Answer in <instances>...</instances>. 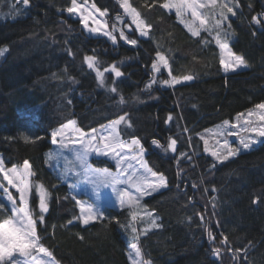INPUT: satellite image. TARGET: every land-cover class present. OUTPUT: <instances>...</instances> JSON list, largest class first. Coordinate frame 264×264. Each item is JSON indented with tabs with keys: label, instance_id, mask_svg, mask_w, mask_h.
<instances>
[{
	"label": "trees",
	"instance_id": "16d2710c",
	"mask_svg": "<svg viewBox=\"0 0 264 264\" xmlns=\"http://www.w3.org/2000/svg\"><path fill=\"white\" fill-rule=\"evenodd\" d=\"M92 1L106 10L115 42L88 33L67 11L71 0H29L26 6L0 0V48L7 49L0 56V154L5 166L27 160L33 178L49 192L43 222L37 219V196L30 201L40 244L58 264H131L135 225L138 245L151 264H264V138L221 160L205 150L203 138L209 128L244 118L264 103V19L259 25L253 21L264 13V0H239L237 14H229L226 42L247 61L231 72L220 64L215 31L201 29L200 36H193L186 27L191 15L163 8L167 0H129L151 25L147 36L135 29L121 0ZM120 30L137 44H129ZM157 52L168 59L171 76L167 68L152 69ZM89 55L99 69L115 65L122 75L107 71L102 85L88 67ZM186 75L193 79L183 80ZM173 77L180 83H163ZM121 116L131 123L127 130L120 125L122 139H140L149 167L163 173L167 186L140 202L135 221L132 209L108 206L104 219L85 225L75 219L80 209L70 186L78 170L64 175L71 167L61 162L73 158L67 149L48 158L54 146L51 132L70 120L87 132ZM170 138L177 140L176 152L164 151ZM90 163L115 169L104 157H91ZM256 197L259 203H253ZM149 212L160 227L145 235ZM11 216L4 205L0 222ZM223 236L228 244L221 243Z\"/></svg>",
	"mask_w": 264,
	"mask_h": 264
},
{
	"label": "snow or ice",
	"instance_id": "6c2138e0",
	"mask_svg": "<svg viewBox=\"0 0 264 264\" xmlns=\"http://www.w3.org/2000/svg\"><path fill=\"white\" fill-rule=\"evenodd\" d=\"M17 2L23 5H28L29 0H17ZM121 7L124 9L125 13L131 17V23L135 25V29L139 31L141 36H147L149 33L147 29L151 28L150 24L141 17V13L137 11L135 7H132L129 0H121ZM165 9H175L178 16H183L185 13H190L192 17V23L186 24L188 30L193 36H200L201 29L204 31L212 32L215 31V42L220 47L221 52L224 53L223 57L220 59V64L223 65L224 70L234 71L241 66H247V61L242 55H237L232 52L228 47L226 42L229 35L227 29L231 28V23L229 22V14L235 16L237 10L240 9L239 0H167V2L162 5ZM251 7V5H249ZM91 8L96 12H99L101 16L106 15V10L101 12L95 4L91 5ZM201 9H206V12H201ZM15 10V8H14ZM69 13L76 11H81L82 19L84 21L85 27H87L89 15H84L83 12L87 9H81V5L77 3V0H71V6L67 8ZM207 17V18H206ZM119 19V17H118ZM264 19V13L258 14L253 17V21L259 25L261 20ZM198 22V23H197ZM107 25H105L106 27ZM100 29H91V31H99ZM115 31V28H113ZM105 35L109 36L113 42L116 41V36L112 35L110 32H105ZM223 34V39L221 38ZM119 35L127 40L131 45L137 44V39H129L125 35L123 30L119 31ZM7 51L6 48H0V56L4 55ZM157 60L152 63L151 67L156 73H160L161 67L168 69V75L171 76V68L168 63V59L161 52H157ZM85 60L88 62V67L90 69L95 68L97 76L100 78V83L104 84V72L100 71L96 67V58L94 56H86ZM107 71V69H105ZM111 71L115 73L117 77L121 76L122 73L115 66H111ZM183 80H192L191 75H186L182 78ZM156 81L153 80L152 83ZM164 84H176L180 83V79L173 77L172 80H164ZM151 85H149L150 87ZM112 92H116L117 89L112 87L110 89ZM123 97H121V103H123ZM254 114L257 115L259 121H264V103L257 104L255 108L248 112V119L244 120L245 127H241L239 124L230 125V122L225 120L223 125L217 129L218 135H226L228 127L241 128L244 132H255L259 137H264V124L259 127H253V121L250 119ZM244 113H240L239 116H244ZM239 118V117H238ZM172 117L169 116L168 120ZM125 123L126 130L131 128L130 121H126L125 116H121L110 123L108 127L111 131L104 135L99 134L98 140V130L93 128L90 133H85L82 129H75L79 134L77 140H69L67 143L61 139L58 140L57 137H63L65 129L72 127L76 124L75 120H70L68 124L63 125L60 129L51 132L52 143H60L62 148L68 147L69 143L80 144L81 150L75 152V160L71 162L72 168L65 169L64 175H67L68 171L75 170V167L82 166L85 171L92 172L94 174H102L106 177L111 178V185L114 191L117 193V199L121 208L128 207L132 209V220H137L140 215L139 209L142 207L140 204L141 198L145 194H150L148 189L151 191H157L161 187L167 186V178L163 173H158L153 171L152 168L148 167L147 162L144 160L145 149L140 142L139 138H132L129 141H125L121 138L120 132L117 131V126ZM26 142H34L28 136L24 137ZM257 141L250 137H241L239 140V147L232 148L228 141H224V145L227 148V154L223 156V159H228L229 156L237 155L241 150H247L253 147ZM153 144L158 145V141H153ZM176 139L169 140L167 147L164 151L176 152ZM163 147V146H161ZM92 153H99L105 156L112 155L113 157H118L117 168L119 171L116 174L111 173L108 169H94L88 163V158ZM122 153H124L122 155ZM62 155V154H61ZM212 155L216 157L217 160L221 159V156L213 151ZM49 159L54 157L52 152L47 154ZM131 161H137L139 167H134ZM127 162V163H126ZM126 165V166H125ZM131 170V171H129ZM0 173L3 174V179L7 181L8 185L15 188L16 192L19 194V200L23 202V207H18L16 204V199L8 192V189L0 184V192H3L7 201L11 204L9 209L13 215L4 219L0 222V264H21V258H27L23 261V264H58L52 257L51 251L48 248L40 244V237L37 235V220L33 219L32 213L28 209V197L32 192L33 187H35L38 193L39 209L40 215L38 220L40 222L44 221V213L48 212V199L49 192L42 183H37L33 185L31 177L35 175L31 171V165L27 160L23 162V167L18 169L17 166L13 165L12 168L6 169L3 159H0ZM81 173H77L80 175ZM123 177V179H121ZM150 177H156L158 183L154 184L151 182ZM128 185L134 188L137 195H133L127 187L120 188L119 185ZM71 187L75 188L76 185ZM260 198L256 197L253 203H259ZM79 205L80 216L75 217V219H82L83 224L88 225L90 222L98 219H104V213L102 210L97 208L92 203L76 201ZM4 209V205L0 204V210ZM148 217V227L144 229V234L151 228H158L160 225L156 222V219L152 218V213H147ZM203 220L204 217L200 216ZM69 224L72 221H68ZM55 227V226H54ZM131 233L133 234V242L131 244V251L128 254V258L131 264H151L150 260L144 259V254L141 247L138 245L139 235L137 233V228L135 225L131 226ZM210 240H215V237L211 231L208 232ZM83 239V237H81ZM222 244H228V237L223 236ZM231 251V249H230ZM238 251V250H237ZM43 253L48 260L40 258L38 255L33 253ZM246 252V250H245ZM214 254L219 256L220 249L214 250ZM235 258V252H233Z\"/></svg>",
	"mask_w": 264,
	"mask_h": 264
},
{
	"label": "rangeland",
	"instance_id": "374dc122",
	"mask_svg": "<svg viewBox=\"0 0 264 264\" xmlns=\"http://www.w3.org/2000/svg\"><path fill=\"white\" fill-rule=\"evenodd\" d=\"M77 3L79 5H81V9H87V11L83 12L84 15H88L90 13L87 27H85L84 21L82 19L81 11H76V12L71 13L75 17L80 18V20L83 23V26H84L85 30L88 33L92 34V35H104L106 37H109V36L104 34L105 32L112 33L110 31V28H109L108 22H107V20L105 18V15L101 16L99 12H96L94 9H92L91 8L92 3H90V1H88V0L77 1ZM201 12H204V9H201ZM188 14H190V13H188ZM105 25H107V26L105 27ZM97 28L100 29V30L99 31H91V29H97ZM223 55H224V53L221 52V56L222 57H223ZM89 56H93V55H89ZM87 64H88V62H87ZM244 67H246V66H241V67L235 69L234 71L239 70V69L244 68ZM92 69L95 70V68H92ZM100 71L104 72V76H105V73L107 71H111V66L109 68H107V71L101 70V69H100ZM95 72H96V70H95ZM229 72H231V71H229ZM98 79L100 80L99 77H98ZM119 118H117V119H119ZM245 119H248L247 115L244 118H241L239 120L235 119V120H232L231 122L230 121L229 122H230V125L239 124L241 127H245V125H244V120ZM250 119L254 122L253 125H252L253 127H259L260 125L264 124V121H259L258 120L256 114H254ZM111 122H108V123H106L105 125H103L101 127L95 128V129L98 130V140H99V134L100 133H102L104 135H107L111 131V128L108 127ZM66 124H68V123H66ZM222 125H223V123L217 124V125L209 128L208 130H206L203 133V138L205 139V150L208 153H210V154H212V152L215 151L218 154L221 153L220 154L221 157L226 155L227 154V148L224 145V141L225 140L228 141V144L232 148L239 147L240 146L239 145V140L241 139V137H245V136H250V137L254 138L257 141L256 143L261 141L262 137H259L257 135V133H255V132H244V131L241 130V128H237V127H228L226 135H218L217 134V129H219ZM61 127H59L58 129H60ZM119 127H120V125L117 126V131H119ZM75 129H79V127L76 124L74 126H72V127H69L67 129H65L64 136L63 137L58 136L57 139L58 140L63 139L66 143L70 139L71 140H77L79 138V134L75 131ZM85 133H90V131H87ZM125 141H129V140H125ZM66 149L72 154L73 158H71V160H69V161H66L65 163L61 162V165H63L66 168L67 167H71L72 168L71 162L75 160V152L78 151V150H81V145L80 144L69 143L68 147L62 148L60 143H56L50 149V152H52L54 154V156H58L59 157V155L63 154V152ZM123 154L124 153H122V155ZM145 155H146V151L144 152V160L147 162V160L145 158ZM91 157H97V158L104 157V158H107V159L111 160L114 163L116 169L96 167V166H94V165H92L90 163V158ZM0 159H3L1 154H0ZM118 159H119L118 157H113L111 154L108 155V156H105V155H102V154H99V153H92L89 156V158H88V163L94 169H108L111 173L116 174L119 171V169L117 168V160ZM131 163L134 165V167H139V164H138L137 161H131ZM147 165H148V163H147ZM15 166H17V168L20 169V168L23 167V164L15 165ZM12 167L13 166H5L6 169H10ZM148 167H149V165H148ZM75 169H77L78 172L81 173V174L80 175H73L72 179L70 180V186L76 185L75 188H73V187H71V188H72V191L74 193V197L77 200H79L81 202L92 203L97 208L102 210L103 213H104V209L106 207H108V206H114V207L121 208L120 205H119V201L117 199V193H116V191H114L113 186L111 185V178L110 177H106V176H104L102 174H99V173L94 174L92 172L85 171V169L82 166H77V167H75ZM31 171H32V169H31ZM129 171H131V170H129ZM0 176H1L0 177V184H2L5 188H7L8 192L16 199L17 206L18 207H23L24 206L23 202L19 200V194L16 192L15 188H13L11 185H8L7 181L3 179V174L2 173H0ZM30 179L33 182V185H35L37 183H42V182L34 179L33 176ZM121 179H123V177H121ZM150 180L154 184L158 183V180H157L156 177H150ZM118 187H120V188L127 187L129 189V191H131V193L134 196L137 195L136 190L134 188H131L128 185L121 184ZM165 188L166 187H161L157 191H151L150 189H148L150 194H145L141 198L140 202H143V200L145 198H147L150 195H152V194H154L156 192H159V191H161V190H163ZM33 194L36 195L37 198H38V193L36 192L35 187H33L32 192H31V194L28 197V209H29L30 212H31L30 201H31V198H32ZM0 204L7 205V207L9 209L11 208V204L7 201V199H6V197H5L3 192H0ZM38 209H39V200H38ZM12 215H13V213H12ZM81 221H82V219H81ZM33 254L34 255H38L40 258L45 259V260L49 259L48 257H45L43 253H35L34 252ZM25 259H27V258H24V257L21 258V264H23V261Z\"/></svg>",
	"mask_w": 264,
	"mask_h": 264
},
{
	"label": "crops",
	"instance_id": "0c3cea01",
	"mask_svg": "<svg viewBox=\"0 0 264 264\" xmlns=\"http://www.w3.org/2000/svg\"><path fill=\"white\" fill-rule=\"evenodd\" d=\"M88 1H90V3H92L93 4V1L92 0H88ZM131 140V139H130ZM116 169V168H115Z\"/></svg>",
	"mask_w": 264,
	"mask_h": 264
}]
</instances>
